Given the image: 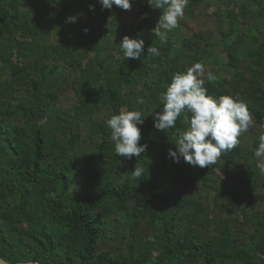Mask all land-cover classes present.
<instances>
[{
	"label": "trees",
	"instance_id": "16d2710c",
	"mask_svg": "<svg viewBox=\"0 0 264 264\" xmlns=\"http://www.w3.org/2000/svg\"><path fill=\"white\" fill-rule=\"evenodd\" d=\"M18 1L0 0V43L8 39V47L0 53V257L13 264H145L157 252V264H264V210L253 212L252 231L241 239L230 235L226 227L204 236L196 219L206 209L180 217L185 209L181 207L169 220L157 206L150 212V221L165 220L166 225L141 255L132 243L125 249H105L106 239L114 238L109 232L108 209L138 204L131 213L139 228L148 198L178 184L180 175L184 177L180 184L189 183L184 173L192 168L199 171L197 187L218 192L212 188L222 181L218 173H228L229 164L242 158L243 151L238 146L224 153L212 168L193 167L182 156L177 163L170 155L176 151L174 138L190 128V114L189 120L182 114L176 127L167 132L155 128L154 117L163 108L160 96L174 74L187 70L180 64L184 50L175 45L171 32L166 43L152 34L162 10H154L148 0H131L132 6L139 7L140 20L127 36L142 39L144 51L140 59L127 60L120 48L123 39L101 46L103 35L112 40L111 31L100 27L102 4L55 0L52 3L61 10L50 4L21 16ZM254 3L264 16V6ZM68 7L77 14L94 8H90L83 36H72L74 29L63 24L69 22ZM240 9L226 10L223 21L228 28L220 26L226 67L234 75L217 77L215 82H206V87L217 99L228 95L246 102L255 123L263 126L264 30L257 33L259 45L247 51V41H253L236 27L237 18L257 19L247 6ZM107 12L130 14L132 9L114 6ZM51 26L57 29L60 45L47 44ZM89 35H94L93 54L84 56L80 49ZM152 45L160 50L159 56H148ZM15 55L27 60L14 63ZM47 59L54 63L48 64ZM66 68L89 91L68 109L58 105L56 93L57 80ZM122 109L142 113L140 144L148 145L147 157L142 153L128 160L115 153L107 120ZM80 122L95 129L88 152L80 148ZM137 164L144 169L141 179L132 178ZM237 200L244 201V207L255 204L252 191L238 195Z\"/></svg>",
	"mask_w": 264,
	"mask_h": 264
},
{
	"label": "rangeland",
	"instance_id": "374dc122",
	"mask_svg": "<svg viewBox=\"0 0 264 264\" xmlns=\"http://www.w3.org/2000/svg\"><path fill=\"white\" fill-rule=\"evenodd\" d=\"M55 0H20L17 8L21 16L26 15L32 9L43 8L44 5H53L56 9L62 8L57 3H52ZM80 0H73L78 3ZM260 3L264 6V0H189L188 6L185 9L184 18L179 22V27L172 31L175 45L184 50V58L180 61L186 70L191 67L194 62H200L205 65L206 73L212 72L218 78H230L234 75V70H228L226 67L227 59L225 53L222 51L221 44V30L220 26L228 28V23L223 21L225 19L226 10H235L239 12L240 6L245 5L249 13L256 16L257 20L248 17L237 18L236 27L241 28L253 41H247V48L253 50L252 47L259 45V34L264 30V16L259 14L260 10L254 3ZM92 6H97L100 0H92ZM102 7L101 28H107L111 31V39L108 40L105 35L101 39V46L106 47L110 42H117L123 39L130 30L136 29L139 23V7L132 6L130 14H110L108 10H113ZM89 10L83 14L74 13L73 9L68 7L66 14L68 18H73V22H66V29H74L75 33L72 36L81 34L83 36L84 29L87 27L89 18ZM262 9V8H261ZM221 10V11H219ZM47 44L50 46L60 45V36L57 35L55 26H51ZM126 34V35H125ZM94 35H89V38L83 41L84 45L80 52L87 56L93 54L92 46L90 44ZM172 37V38H173ZM201 37V38H200ZM250 39V40H251ZM33 46V45H32ZM80 46V44H79ZM8 47V39L0 43V53ZM80 48V47H79ZM31 56V55H29ZM26 58L14 56V63L25 62ZM88 59L86 58L85 64ZM48 64H53L54 61L47 59ZM8 71V67L5 68ZM249 76V72L246 73ZM60 87L56 90L58 105L62 108H70L76 104V100L84 99L89 93L86 88L77 84V74L73 70L65 69L60 77ZM141 91L142 87H137ZM95 132L93 126L84 122H80L78 129V139L82 151L88 152L91 147V139ZM264 134V125H257L254 121V127L250 128L248 133L241 137L240 148L243 151L242 158L231 162L228 167V173L221 175L222 181H217L212 188L218 189V192L206 191L202 187H197V179L199 171L196 168L185 171L186 177L190 180L185 185L180 184L184 177L180 175L178 184L171 185L168 190L156 194L154 198H148L145 202L148 206L146 214H142L139 220V228L136 224L135 217L131 213L133 207L138 204H130L129 206L114 207L108 209L106 214L110 217V234H114V238H107L105 249L107 251L114 249V247L127 248L129 243L134 244L137 255H141L145 251V247L149 245V240H154L155 235L165 228L166 221L162 220L157 223L150 221V212L157 206L162 207V212L168 214V219L171 220L174 214L184 207V213L180 217H187L193 215L195 212H200L206 209L202 216L196 219L199 225V231L206 237L216 235L217 232L225 227L233 237L247 238L252 231L251 216L257 210H264V171H262L257 164L258 159L255 156V151L258 148V137ZM101 137L96 140H99ZM95 139V138H93ZM77 147L76 144H73ZM147 153L143 157H147ZM196 180V181H195ZM246 191H252L255 204L254 206H243L244 201H238L237 196ZM139 211V210H138ZM176 215V214H175ZM178 215V214H177ZM135 225V226H134ZM136 227V228H135ZM185 229V226H183ZM157 252L149 255V260L145 264H157ZM0 264H3L0 262Z\"/></svg>",
	"mask_w": 264,
	"mask_h": 264
},
{
	"label": "clouds",
	"instance_id": "9594fccd",
	"mask_svg": "<svg viewBox=\"0 0 264 264\" xmlns=\"http://www.w3.org/2000/svg\"><path fill=\"white\" fill-rule=\"evenodd\" d=\"M189 0H148L154 10H162V14L152 34L162 43H166L169 32L179 27L184 18ZM106 9L113 5L131 11V0H100ZM94 11V8H92ZM73 22V18H69ZM87 31V29H85ZM125 59H140L144 51V41L125 36L120 44ZM148 56H159L160 50L155 46L148 48ZM217 77L210 71L206 73L205 65L197 62L189 67L186 73L177 72L167 87L166 93L160 96L163 108L156 113L155 128L166 131L176 127L182 116L189 120L190 128L178 133L174 138L176 151L170 155L182 156L186 163L193 167H213L224 153L231 152L241 143V137L254 127L253 116L243 100L224 95L219 99L208 94L206 82H215ZM143 103L142 100L139 101ZM144 123L140 111L122 109L118 115L107 120L111 129V139L115 142V153L119 157L131 160L141 157L148 145L141 146L142 131L139 125ZM258 148L255 156L259 167L264 171V134L258 137ZM144 169L137 164L132 172L133 179H141Z\"/></svg>",
	"mask_w": 264,
	"mask_h": 264
},
{
	"label": "water",
	"instance_id": "95a60500",
	"mask_svg": "<svg viewBox=\"0 0 264 264\" xmlns=\"http://www.w3.org/2000/svg\"><path fill=\"white\" fill-rule=\"evenodd\" d=\"M0 262L3 263V264H13V263H9L7 261H5L3 258L0 257ZM17 264H20V263H17ZM28 264H34V263H28Z\"/></svg>",
	"mask_w": 264,
	"mask_h": 264
}]
</instances>
